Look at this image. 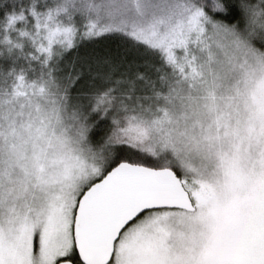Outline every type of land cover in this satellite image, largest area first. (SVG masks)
<instances>
[{
  "label": "snow or ice",
  "instance_id": "6c2138e0",
  "mask_svg": "<svg viewBox=\"0 0 264 264\" xmlns=\"http://www.w3.org/2000/svg\"><path fill=\"white\" fill-rule=\"evenodd\" d=\"M0 264H264V0H0Z\"/></svg>",
  "mask_w": 264,
  "mask_h": 264
}]
</instances>
